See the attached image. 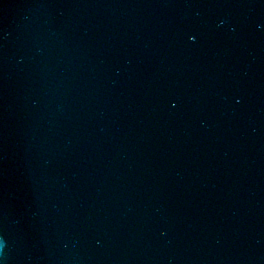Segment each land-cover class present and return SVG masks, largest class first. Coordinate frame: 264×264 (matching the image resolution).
I'll use <instances>...</instances> for the list:
<instances>
[{
  "label": "water",
  "instance_id": "water-1",
  "mask_svg": "<svg viewBox=\"0 0 264 264\" xmlns=\"http://www.w3.org/2000/svg\"><path fill=\"white\" fill-rule=\"evenodd\" d=\"M0 237L4 264H264V0H0Z\"/></svg>",
  "mask_w": 264,
  "mask_h": 264
},
{
  "label": "clouds",
  "instance_id": "clouds-1",
  "mask_svg": "<svg viewBox=\"0 0 264 264\" xmlns=\"http://www.w3.org/2000/svg\"><path fill=\"white\" fill-rule=\"evenodd\" d=\"M221 23H223V21H221ZM3 237H0V251H2L3 247H4V243H3ZM0 264H4V260L0 259Z\"/></svg>",
  "mask_w": 264,
  "mask_h": 264
},
{
  "label": "snow or ice",
  "instance_id": "snow-or-ice-1",
  "mask_svg": "<svg viewBox=\"0 0 264 264\" xmlns=\"http://www.w3.org/2000/svg\"><path fill=\"white\" fill-rule=\"evenodd\" d=\"M193 39H195V37H193Z\"/></svg>",
  "mask_w": 264,
  "mask_h": 264
}]
</instances>
